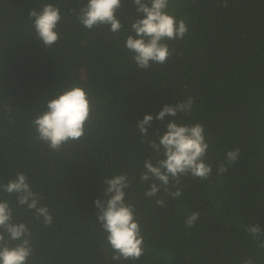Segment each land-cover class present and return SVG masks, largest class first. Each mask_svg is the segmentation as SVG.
Masks as SVG:
<instances>
[{
	"label": "trees",
	"instance_id": "trees-1",
	"mask_svg": "<svg viewBox=\"0 0 264 264\" xmlns=\"http://www.w3.org/2000/svg\"><path fill=\"white\" fill-rule=\"evenodd\" d=\"M61 7V39L46 48L28 12L44 3ZM87 0H0V180L27 173L53 215L44 228L23 207L16 219L29 223L35 239L31 264H264V248L245 231L264 230V0H171L170 12L189 33L170 41L175 52L164 65L140 71L118 38L104 28H82L72 14ZM125 28L135 19L131 0L116 13ZM109 28L110 25L104 26ZM79 84L91 96L93 112L85 135L51 151L35 139L32 121L47 101ZM194 97L181 124L200 123L209 142L211 177L181 178L182 195L165 196L158 207L140 184L143 162L153 155L141 142L137 121L153 115L148 135L167 130L172 119H155L165 104ZM237 162L217 175L229 150ZM136 175L128 199L136 206L145 253L135 261L111 260L96 220L97 199H105V177ZM175 190V189H173ZM0 199H8L0 193ZM15 206L14 200L12 201ZM198 212L191 228L186 218Z\"/></svg>",
	"mask_w": 264,
	"mask_h": 264
},
{
	"label": "clouds",
	"instance_id": "clouds-1",
	"mask_svg": "<svg viewBox=\"0 0 264 264\" xmlns=\"http://www.w3.org/2000/svg\"><path fill=\"white\" fill-rule=\"evenodd\" d=\"M131 3L135 6L136 17L134 20L130 18V28L127 29L116 16L122 0H87L78 9H73L72 14L84 29L104 28L114 38H118L122 30L125 31L124 46L138 70L146 71L153 65L166 64L175 52L168 42L181 40L189 33L185 20L171 14V0H131ZM223 6H228L227 0ZM28 17L36 36L46 48L54 46L61 39L58 26L64 13L59 5L44 3L39 8L31 9ZM106 25L110 27L105 28ZM193 105L194 97L191 96L173 105L165 104L155 119L164 121L166 115L172 119L167 123L163 135L156 133L155 138L148 135L153 115L145 114L142 120L137 121L141 142H147L153 153L144 160L138 181L149 186L144 196L155 199L158 207L166 205L163 198H158L159 193L172 198L182 195V177L191 175L204 181L212 175L213 168L206 163L209 142L204 126L200 123L181 124L176 120L178 114H190ZM92 112L89 91L79 84H73L49 99L46 110L34 118L35 139L45 142L53 152L59 151L63 145L78 141L85 135ZM239 154V148L227 151L226 162L219 163L217 175L226 173L229 166L237 162ZM136 180V175L130 176L127 172L105 177V199L95 201L99 209L96 220L105 234L112 261H135L146 251L136 206L128 199V190ZM0 193L8 197L0 199V264H31L35 252L33 231L29 223L16 219V208L23 207L44 228L52 226L53 215L48 205L41 203L43 194L34 190L25 172L17 171L15 179H9L6 183L0 180ZM199 215L192 212L185 220V227H193ZM245 231L258 242V247L264 248V230L258 224L247 225ZM243 264H253V261L249 258Z\"/></svg>",
	"mask_w": 264,
	"mask_h": 264
}]
</instances>
